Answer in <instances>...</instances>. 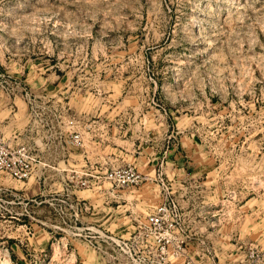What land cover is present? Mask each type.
Listing matches in <instances>:
<instances>
[{"label":"rangeland","instance_id":"374dc122","mask_svg":"<svg viewBox=\"0 0 264 264\" xmlns=\"http://www.w3.org/2000/svg\"><path fill=\"white\" fill-rule=\"evenodd\" d=\"M0 127L40 162L0 173V264H151L122 241L160 180L186 240L169 264L264 261V0H0ZM126 164L137 187L103 178Z\"/></svg>","mask_w":264,"mask_h":264},{"label":"built area","instance_id":"2783aa9c","mask_svg":"<svg viewBox=\"0 0 264 264\" xmlns=\"http://www.w3.org/2000/svg\"><path fill=\"white\" fill-rule=\"evenodd\" d=\"M60 124L75 129L69 134L70 141L75 147L83 148L84 134H82L78 122L62 119ZM34 152L35 149L29 143L20 142L17 138L13 143H9L8 140H5L0 127V173L18 182L27 180L34 174L35 169L40 164L38 156ZM73 178L74 176L71 177V179ZM103 178L117 187L133 188L144 180L138 170L131 164L107 169ZM77 183L81 187H87L84 181H77ZM160 185L165 192L153 213L146 217L145 222L138 227V230L130 239L122 241L125 254L132 260L135 256L133 248L143 245L147 240L146 247L153 258L151 264H169L170 247L174 248L175 255H181L184 251L183 245L186 240L183 238L184 229L180 223L183 216L181 208L178 202L169 194L168 188L162 180H160ZM263 262V256L260 252H251L248 264H263Z\"/></svg>","mask_w":264,"mask_h":264},{"label":"crops","instance_id":"0c3cea01","mask_svg":"<svg viewBox=\"0 0 264 264\" xmlns=\"http://www.w3.org/2000/svg\"><path fill=\"white\" fill-rule=\"evenodd\" d=\"M10 135H9V143H13L14 142V140H15V138H17L18 139V134L16 133V130H12V128H11V130H10V133H9ZM17 134V135H16ZM94 136V135H93ZM138 137L139 136V134H134V135H130V134H112V138L113 139H122V138H131V137ZM110 149H112V151H114V150H117V152L118 153H123L121 150H119V149H115L114 147H112V148H110ZM113 153V152H112ZM106 211V210H105ZM106 213H107V211H106ZM107 219H108V217H106V221H107ZM130 227H125V230L126 229H129Z\"/></svg>","mask_w":264,"mask_h":264}]
</instances>
